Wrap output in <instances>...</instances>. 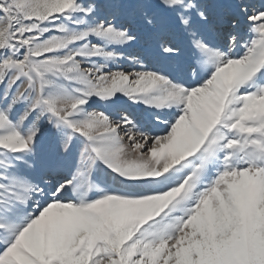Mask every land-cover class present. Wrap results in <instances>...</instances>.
<instances>
[{
	"label": "snow or ice",
	"instance_id": "1",
	"mask_svg": "<svg viewBox=\"0 0 264 264\" xmlns=\"http://www.w3.org/2000/svg\"><path fill=\"white\" fill-rule=\"evenodd\" d=\"M0 264H264V0H0Z\"/></svg>",
	"mask_w": 264,
	"mask_h": 264
}]
</instances>
